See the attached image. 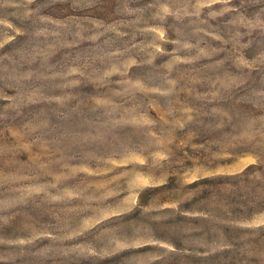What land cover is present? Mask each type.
Here are the masks:
<instances>
[{"label": "rangeland", "instance_id": "374dc122", "mask_svg": "<svg viewBox=\"0 0 264 264\" xmlns=\"http://www.w3.org/2000/svg\"><path fill=\"white\" fill-rule=\"evenodd\" d=\"M0 264H264V0H0Z\"/></svg>", "mask_w": 264, "mask_h": 264}]
</instances>
